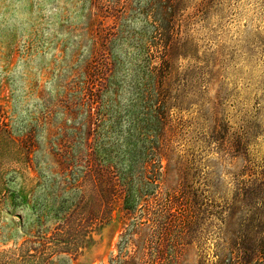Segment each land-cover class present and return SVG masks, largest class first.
I'll use <instances>...</instances> for the list:
<instances>
[{
  "label": "rangeland",
  "instance_id": "1",
  "mask_svg": "<svg viewBox=\"0 0 264 264\" xmlns=\"http://www.w3.org/2000/svg\"><path fill=\"white\" fill-rule=\"evenodd\" d=\"M0 264H264V0H0Z\"/></svg>",
  "mask_w": 264,
  "mask_h": 264
},
{
  "label": "clouds",
  "instance_id": "2",
  "mask_svg": "<svg viewBox=\"0 0 264 264\" xmlns=\"http://www.w3.org/2000/svg\"><path fill=\"white\" fill-rule=\"evenodd\" d=\"M4 7H5V10H8V9H11V8H13V7H14V5H5Z\"/></svg>",
  "mask_w": 264,
  "mask_h": 264
}]
</instances>
